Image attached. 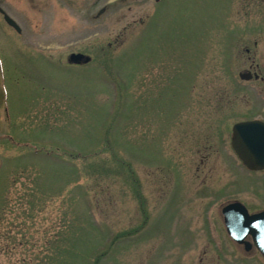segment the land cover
Here are the masks:
<instances>
[{
  "label": "rangeland",
  "instance_id": "1",
  "mask_svg": "<svg viewBox=\"0 0 264 264\" xmlns=\"http://www.w3.org/2000/svg\"><path fill=\"white\" fill-rule=\"evenodd\" d=\"M159 3L0 0L21 29L0 15V264H264L218 207H263L264 172L230 169L226 117L205 120L264 53V1Z\"/></svg>",
  "mask_w": 264,
  "mask_h": 264
},
{
  "label": "flooded vegetation",
  "instance_id": "2",
  "mask_svg": "<svg viewBox=\"0 0 264 264\" xmlns=\"http://www.w3.org/2000/svg\"><path fill=\"white\" fill-rule=\"evenodd\" d=\"M161 0H155L157 4H160ZM264 0H243V8L242 10L249 9L254 7L257 3H262ZM2 9L0 8V15ZM101 12V11H100ZM10 28V27H9ZM12 29V28H11ZM13 30V29H12ZM245 28H243V32ZM242 32V33H243ZM247 37L239 36V41H246ZM239 44H241L239 42ZM256 45L257 41L253 43L252 48L245 47V51L243 52L241 60L244 59L242 63L241 69H231L229 70V80L230 87L227 90H223L222 92H218V97H216L215 102L211 101V106L207 107L206 113V121H209L214 118V116L218 113H221V117H216L220 120H223L226 117V127L221 135V139L225 141V157L229 159L230 169H237L244 173H262L264 172V167L259 169H249L245 166L244 161L239 157V155L235 152L232 145V139L234 134V128L238 125L248 124L251 126L238 128L239 131L237 134L240 139H249L253 137H258L259 134L264 136V53H256ZM243 49V48H242ZM240 60V61H241ZM67 67H73V65H69L66 62ZM17 72V69H14ZM1 95V94H0ZM15 101V99H14ZM237 102V103H234ZM16 106L19 108V104L16 101ZM4 119L5 123L10 126V124H16L15 118L16 115H12L8 111V108H4ZM253 124V125H252ZM256 124L257 126H255ZM9 131V130H7ZM240 149L243 147L244 143L239 142ZM250 162H253L249 159ZM264 162V160H263ZM263 184V183H262ZM261 193L264 195V187L261 188ZM218 205L220 207V219L222 225L224 227V217L222 211L224 208L240 205L241 212L244 214L242 216L245 219V215H254L259 212L264 211V206L261 207L260 204L255 203L254 201H250L249 204L242 202L241 200L236 199L235 197H224ZM264 204V201H263ZM262 204V205H263ZM245 212V213H244ZM241 214H238V216ZM237 216V214H236ZM247 228L244 227V230L240 232L242 235V242H233L228 234L225 231V234L232 241V243L240 249V251L244 254H257L264 260V257L261 256L259 251L257 250L254 241L251 235L246 231Z\"/></svg>",
  "mask_w": 264,
  "mask_h": 264
},
{
  "label": "water",
  "instance_id": "3",
  "mask_svg": "<svg viewBox=\"0 0 264 264\" xmlns=\"http://www.w3.org/2000/svg\"><path fill=\"white\" fill-rule=\"evenodd\" d=\"M5 22L13 27L17 32H20L19 27L14 23V21L9 18L7 15L4 16ZM91 61V57L82 53H71L69 54L67 58V62L72 65H85L88 64ZM253 125V124H252ZM257 126L256 124H254ZM251 126L248 124L244 125H238V128H243ZM237 127H235V133L233 138V146L237 153L239 154L240 158L244 161L246 166L250 169H259L264 167V136L262 134H259L258 137H253L249 139H245V147H242L239 149L238 146L240 142L239 135L237 134L238 130ZM258 127V126H257ZM249 159H251L253 162H250ZM229 218V219H228ZM226 216V225L228 226L229 232L232 230V227L236 228L238 225L237 222L239 220H233L236 219L235 216ZM232 222V223H231ZM243 224L245 227H252L254 228L255 234L253 235L255 245L261 252V254L264 256V213L253 216L250 218H247L245 221H243ZM259 224L258 227H255L254 225ZM233 237L236 240L240 241V238L233 235Z\"/></svg>",
  "mask_w": 264,
  "mask_h": 264
},
{
  "label": "snow or ice",
  "instance_id": "4",
  "mask_svg": "<svg viewBox=\"0 0 264 264\" xmlns=\"http://www.w3.org/2000/svg\"><path fill=\"white\" fill-rule=\"evenodd\" d=\"M255 227H258L259 226V224H256V225H254Z\"/></svg>",
  "mask_w": 264,
  "mask_h": 264
}]
</instances>
